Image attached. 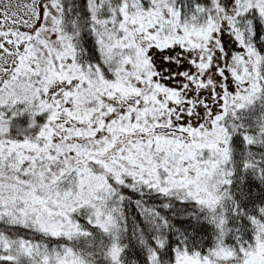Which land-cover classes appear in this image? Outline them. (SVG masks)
Listing matches in <instances>:
<instances>
[{
  "label": "snow or ice",
  "instance_id": "snow-or-ice-1",
  "mask_svg": "<svg viewBox=\"0 0 264 264\" xmlns=\"http://www.w3.org/2000/svg\"><path fill=\"white\" fill-rule=\"evenodd\" d=\"M0 264H264V0H0Z\"/></svg>",
  "mask_w": 264,
  "mask_h": 264
},
{
  "label": "rangeland",
  "instance_id": "rangeland-1",
  "mask_svg": "<svg viewBox=\"0 0 264 264\" xmlns=\"http://www.w3.org/2000/svg\"><path fill=\"white\" fill-rule=\"evenodd\" d=\"M12 2L15 4V3H22L23 0H12Z\"/></svg>",
  "mask_w": 264,
  "mask_h": 264
}]
</instances>
